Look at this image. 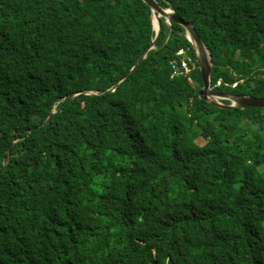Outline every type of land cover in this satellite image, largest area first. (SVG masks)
Here are the masks:
<instances>
[{
	"label": "trees",
	"instance_id": "trees-1",
	"mask_svg": "<svg viewBox=\"0 0 264 264\" xmlns=\"http://www.w3.org/2000/svg\"><path fill=\"white\" fill-rule=\"evenodd\" d=\"M156 1L264 100V0ZM162 25L149 50L142 0H0V264H264V110L201 100Z\"/></svg>",
	"mask_w": 264,
	"mask_h": 264
},
{
	"label": "water",
	"instance_id": "water-1",
	"mask_svg": "<svg viewBox=\"0 0 264 264\" xmlns=\"http://www.w3.org/2000/svg\"><path fill=\"white\" fill-rule=\"evenodd\" d=\"M142 1L146 3L152 9V15L154 14L159 15L161 16L162 19L163 18L166 19L168 24L172 25V23L174 22V23H177L183 26L186 29L188 38L191 41V43L195 46V49L197 51L198 58H199V63H200L199 69L201 73V79L203 82L202 89L200 90L198 94L201 100L207 101L208 103L214 104L216 107L223 108L225 110H233V109H239L242 111L249 110V109L264 110V100L263 99H256V98H252L248 96L225 95L224 93H220V91H217L214 89V86L211 84L212 73H213V64L211 61L212 56L207 46L205 45L201 37V34L199 33L197 29L196 23L185 21L180 15H178L172 9H169V8L164 9L156 0H142ZM154 24H155V19H154ZM160 35H161V31L159 30L157 32L156 39L153 41L152 46L149 48V50L154 48L156 40H158ZM146 53L138 60L137 64L130 71V73H132L134 69L145 59ZM128 75H126L118 84H116L111 89V91H115L116 87L124 79H126ZM73 97H76V96H73ZM223 100L230 102L231 104L229 106H225L224 103H221ZM64 101L65 100H61L58 103H62ZM51 120H52V116L50 117L48 123Z\"/></svg>",
	"mask_w": 264,
	"mask_h": 264
},
{
	"label": "bare ground",
	"instance_id": "bare-ground-1",
	"mask_svg": "<svg viewBox=\"0 0 264 264\" xmlns=\"http://www.w3.org/2000/svg\"><path fill=\"white\" fill-rule=\"evenodd\" d=\"M155 15V17H154V19H155V24H156V26H155V30L158 32L159 30L161 31V33H162V29H163V25H162V22H163V19L161 18V16H159V15H156V14H154ZM192 23H196V22H192ZM162 25V26H161ZM197 25V24H196ZM186 37L188 38V34L186 35ZM189 39V38H188ZM192 62V64H194V65H196L198 62H199V58H198V62H196V60H192L191 61ZM199 65H200V63H199ZM198 65V66H199ZM135 67V66H134ZM133 67V68H134ZM138 67V66H137ZM136 67V68H137ZM183 67H188V64H187V62H184V65H183ZM132 68V69H133ZM135 68V69H136ZM131 69V70H132ZM134 69V70H135ZM211 82H212V80H211ZM221 83V80H218V82H217V84H220Z\"/></svg>",
	"mask_w": 264,
	"mask_h": 264
},
{
	"label": "built area",
	"instance_id": "built-area-1",
	"mask_svg": "<svg viewBox=\"0 0 264 264\" xmlns=\"http://www.w3.org/2000/svg\"><path fill=\"white\" fill-rule=\"evenodd\" d=\"M184 53V51H181V54H183ZM235 86V85H234Z\"/></svg>",
	"mask_w": 264,
	"mask_h": 264
},
{
	"label": "rangeland",
	"instance_id": "rangeland-1",
	"mask_svg": "<svg viewBox=\"0 0 264 264\" xmlns=\"http://www.w3.org/2000/svg\"><path fill=\"white\" fill-rule=\"evenodd\" d=\"M170 9V8H169ZM238 164V163H237Z\"/></svg>",
	"mask_w": 264,
	"mask_h": 264
}]
</instances>
